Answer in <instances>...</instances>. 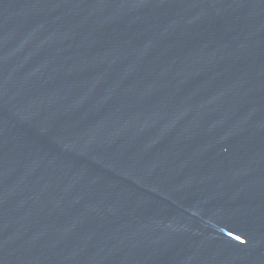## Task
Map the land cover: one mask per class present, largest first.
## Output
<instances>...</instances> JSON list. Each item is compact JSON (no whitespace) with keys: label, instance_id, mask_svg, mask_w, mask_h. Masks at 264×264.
<instances>
[{"label":"water","instance_id":"obj_1","mask_svg":"<svg viewBox=\"0 0 264 264\" xmlns=\"http://www.w3.org/2000/svg\"><path fill=\"white\" fill-rule=\"evenodd\" d=\"M0 264H264V0H0Z\"/></svg>","mask_w":264,"mask_h":264}]
</instances>
